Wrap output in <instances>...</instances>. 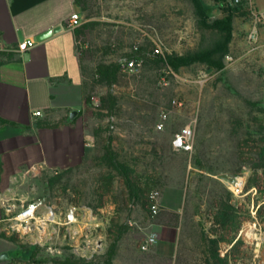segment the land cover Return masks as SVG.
<instances>
[{"label": "rangeland", "instance_id": "374dc122", "mask_svg": "<svg viewBox=\"0 0 264 264\" xmlns=\"http://www.w3.org/2000/svg\"><path fill=\"white\" fill-rule=\"evenodd\" d=\"M82 1L78 42L92 98L85 110L88 157L73 170L30 171L13 185L9 202L17 208L32 201L80 206L90 219L92 246L79 256L65 232L41 243L36 235L13 236L12 264L68 259L103 264L125 224L129 230L118 244L117 264H208L211 241L217 239L221 257H229L230 264H264V61L248 39L245 21L238 15L233 20L222 70L196 64L173 71L146 60L139 72L122 71L110 90L98 83L100 63H120L136 54V47L153 53L157 45L163 58L185 55L213 46L222 35L200 25L191 0ZM203 2L210 24L226 17L215 13L214 0ZM109 92L117 98L113 116L101 102ZM162 113H168V121L160 131ZM188 125L194 129L193 149L176 150L173 140ZM110 138L118 159L145 189L141 200H131L124 178L103 161ZM239 175L247 183L235 196L230 183ZM155 191L161 193V211L151 217L148 204ZM221 201L236 207L235 229L216 222ZM159 223L178 230L173 257L139 248L146 233H158ZM97 242H102L98 250Z\"/></svg>", "mask_w": 264, "mask_h": 264}, {"label": "crops", "instance_id": "0c3cea01", "mask_svg": "<svg viewBox=\"0 0 264 264\" xmlns=\"http://www.w3.org/2000/svg\"><path fill=\"white\" fill-rule=\"evenodd\" d=\"M212 8L218 16L223 13L219 1L214 0ZM76 13H83L78 0H0V220L20 177L35 169H75L88 157L85 100L90 85L79 51L77 31L82 27L66 26ZM238 16L245 21L248 36L253 19L246 11L240 10ZM58 27L60 32L39 40ZM25 40H36V45L21 53L18 47ZM256 49L264 61L263 27ZM3 229L0 223V258L4 253L9 258L0 259V264H12L14 244ZM157 231L160 240L150 252L173 257L177 228L159 223Z\"/></svg>", "mask_w": 264, "mask_h": 264}, {"label": "built area", "instance_id": "2783aa9c", "mask_svg": "<svg viewBox=\"0 0 264 264\" xmlns=\"http://www.w3.org/2000/svg\"><path fill=\"white\" fill-rule=\"evenodd\" d=\"M223 9H239L248 12L253 19V27L248 35L249 41L256 45L260 39V27L264 28V0H219ZM82 25V16L78 13L74 14L67 22L69 29L76 30ZM1 43V37H0ZM36 45V40H25L19 44L18 51L25 53ZM139 48L136 47V51ZM154 54L164 56L161 46L157 45ZM121 70L128 73H136L143 67V60L137 58H128L120 62ZM37 116L41 112L36 113ZM168 121V113H162L157 129L162 131L166 128ZM194 129L192 125L186 126L173 140V147L179 151H190L193 149ZM247 178L245 175L235 177L230 183V189L235 196L243 194L246 188ZM6 216L0 220L4 224V233L9 236H29L36 235L37 243H41L47 236L48 240L53 239L62 232L66 233V237L71 240V248L75 254L85 256L86 247L92 246L93 230L90 225V219L86 218L83 209L75 204L68 208H61L58 205H46L41 201H32L17 208L13 204H6ZM149 214L156 217L161 211V193L155 191L151 193L148 204ZM89 215L95 219L93 212L89 211ZM87 219V220H86ZM131 226H137L136 223L130 222ZM84 228L81 231L77 226ZM140 228V227H139ZM160 236L155 231L145 234L140 242L139 248L142 252H150L159 243ZM102 242H97L94 249L102 248Z\"/></svg>", "mask_w": 264, "mask_h": 264}, {"label": "trees", "instance_id": "16d2710c", "mask_svg": "<svg viewBox=\"0 0 264 264\" xmlns=\"http://www.w3.org/2000/svg\"><path fill=\"white\" fill-rule=\"evenodd\" d=\"M196 15L200 20V25L207 29L216 30L222 35V38L217 41L213 46L205 48L199 51L190 52L185 55L172 54L166 58L148 53L145 50L138 49L136 54L130 56V58H137L155 63H163L173 71H179L182 68L194 66L196 64H205L211 70H222L224 65V57L229 53L230 44L233 39V20L238 15L239 9H223L226 13V17L221 20H217L214 23H209L208 8L206 7L203 0H191ZM219 1V0H216ZM79 4L82 5L83 1L78 0ZM78 35L82 34V31H77ZM121 64L118 62L113 63H100L97 67L98 83L108 87L110 90L119 82L121 75ZM102 106L108 110L113 116L117 108V98L112 92H109L107 96L103 97ZM92 104V98L90 93L86 96L85 107L90 108ZM112 138H110L109 144L105 147V154L103 161L107 164L108 168L119 173L125 181V186L130 195L132 201L141 200L145 195V189L142 184L133 178V171L129 169L124 163H122L116 155L112 144ZM262 161L264 164V154L262 155ZM73 170V169H70ZM54 183V182H53ZM52 183V185H53ZM238 220V211L236 207L229 202L221 201L219 204V211L216 215V222L225 228H236ZM128 225L120 227L118 234L116 235L114 242L112 243L108 253L105 255L103 264H114V259L117 255L118 244L128 232ZM212 246L210 247L211 259L208 264H230L229 257L222 258L219 252V240L211 241ZM61 264H87L84 261L68 259Z\"/></svg>", "mask_w": 264, "mask_h": 264}, {"label": "water", "instance_id": "95a60500", "mask_svg": "<svg viewBox=\"0 0 264 264\" xmlns=\"http://www.w3.org/2000/svg\"><path fill=\"white\" fill-rule=\"evenodd\" d=\"M61 30H62L61 27H58V28L53 29V30H50V31L44 33L43 35H41V36L39 37V40H44V39H46V38L52 36L54 33H58V32H60ZM75 114H76V112H73V115H75ZM8 258H9L8 253H4V254L1 256L0 259H1V260H7Z\"/></svg>", "mask_w": 264, "mask_h": 264}]
</instances>
